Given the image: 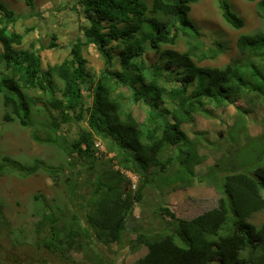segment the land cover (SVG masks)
I'll return each instance as SVG.
<instances>
[{
	"label": "trees",
	"instance_id": "1",
	"mask_svg": "<svg viewBox=\"0 0 264 264\" xmlns=\"http://www.w3.org/2000/svg\"><path fill=\"white\" fill-rule=\"evenodd\" d=\"M198 1L76 0L70 11L77 37L68 46V57L46 67L38 51L18 48L23 37L14 29L17 18L0 1L2 118L30 129L33 141L57 147L67 157L68 170L40 159L26 166L4 157L0 164V175L27 177L42 170L58 189L63 187L66 202L61 204L60 198L34 195L42 201L35 224L39 248L50 254L85 253L80 240L86 239L96 254L99 245L118 247L133 232L131 249L146 252L132 264H264V224L249 221L264 210V165L255 166L252 175L226 174L216 183V205L195 217H177L160 197L156 210L158 216L169 215L168 228L128 226L144 189L156 188L160 195L171 186L193 185L196 167L204 160L199 153L203 144L194 140L203 132L190 138L186 129L195 114L224 124L228 106L234 108L233 119L264 108V31L237 37L238 58L223 66L203 65L226 47L200 40L189 19ZM26 2L32 5V0ZM255 7L264 19V0ZM218 8L231 28L244 26L226 0H218ZM46 46L57 45L50 41ZM91 50L103 61L99 73L88 67ZM239 99L244 106L237 104ZM137 105L146 109L140 122ZM233 119H228L231 127ZM250 121L264 133L263 115ZM95 140L112 156L97 157ZM122 171L137 177L134 190ZM82 172L87 190L79 191ZM96 259L112 264L101 254Z\"/></svg>",
	"mask_w": 264,
	"mask_h": 264
},
{
	"label": "rangeland",
	"instance_id": "2",
	"mask_svg": "<svg viewBox=\"0 0 264 264\" xmlns=\"http://www.w3.org/2000/svg\"><path fill=\"white\" fill-rule=\"evenodd\" d=\"M0 1L12 10L17 18L14 29L23 37L18 48L38 51L42 67L60 63L68 57V46L77 37V22L70 11V6L76 0H32L30 6L26 0ZM150 1L143 0L147 4ZM226 1L231 10L243 19L242 28L235 30L223 20L218 0H199L191 7L189 19L199 30L200 40L206 46L221 42L226 47L224 53L214 60L204 61L203 65L223 66L231 59L238 58V49L235 45L237 37L241 34L264 31V19L257 15L255 7L259 0ZM37 17H42L44 23L38 24ZM50 41L57 46L47 48L46 45ZM88 67L95 73H99L104 67L100 55L92 50L88 56ZM243 101L244 99H239L237 104L244 106ZM247 108L252 109L254 106L248 104ZM225 111L224 124L207 121L203 113L198 112L191 127L185 126L190 138H193L195 132H203L194 139L203 144L199 153L204 160L196 167L193 185L185 188L171 186L160 195L156 188L144 189V199L135 205L134 217L128 222L130 228L137 226L141 229L159 231L170 226L166 225V222L171 223L169 215L158 216L156 209L160 197L163 205L177 217L186 219L195 217L216 205L219 197L216 183L220 184L226 174L237 171L252 175L255 166L264 165V133L261 126L250 121L254 117L258 120L259 115L264 116V108H254L252 115L244 117L245 119H233L235 115L233 106L226 107ZM134 112L139 122L144 120L146 116L144 106H134ZM3 113L0 94V164L4 157L26 166L33 165L35 160L40 159L47 165L63 164L68 170L67 157L62 150L33 141L29 135L30 129L21 127L17 122H5L2 118ZM230 118L236 121L234 127H231L233 121H228ZM245 129L247 132L244 133ZM212 132L214 134L210 135ZM217 136L221 140L216 139ZM126 174L131 175V180L128 178L130 183L136 179L133 174L128 172ZM80 175L79 191L87 190L83 181L85 172ZM60 189L63 187L58 189L55 182L42 170L27 177L12 173L0 175V210L4 217V220L0 221V264H99L96 259V255L99 254L112 264H132L145 253L144 248L137 251L131 249L129 241L135 239L133 232H128L118 247L99 245L97 247L99 253L96 254L86 246L88 245L86 239L80 240L82 245L86 244L82 249L85 253L79 250L65 252L64 255L50 254L47 250L39 248L36 243L35 224L38 221L37 209L41 207L42 201L34 198V195L40 193L49 199L60 198L61 204L62 201H66L65 198H61L63 193ZM78 200L76 198V202ZM249 221L257 226L264 224V210L253 214ZM43 234L42 232L41 235Z\"/></svg>",
	"mask_w": 264,
	"mask_h": 264
},
{
	"label": "clouds",
	"instance_id": "3",
	"mask_svg": "<svg viewBox=\"0 0 264 264\" xmlns=\"http://www.w3.org/2000/svg\"><path fill=\"white\" fill-rule=\"evenodd\" d=\"M255 1H256V0H255ZM96 142H99L100 145L103 147V151L101 152L100 156H97V157H102V155H103L105 158H108V157H111V156H112L111 153H107V152H106V150H105V148H104V145L101 143L100 140H95V142H94V146H95V143H96ZM98 151H99V149L95 147V153L98 152ZM127 172H128L129 174L131 173V172H129V171H122L123 174H126ZM126 176L130 179V176H131V175L128 176V174H126ZM134 176H135V175H134ZM135 177H136V176H135ZM130 180H131V179H130ZM136 181H137V177H136V179H135L134 181H131V183L133 184V186H136ZM132 184H131V185H132ZM131 240H132V239H131ZM145 252H146V250H145ZM140 257H141V256H140ZM138 258H139V257H138ZM138 258H137V259H138ZM137 259H136V260H137ZM136 260H135V261H136ZM217 264H220V263L217 262Z\"/></svg>",
	"mask_w": 264,
	"mask_h": 264
},
{
	"label": "built area",
	"instance_id": "4",
	"mask_svg": "<svg viewBox=\"0 0 264 264\" xmlns=\"http://www.w3.org/2000/svg\"><path fill=\"white\" fill-rule=\"evenodd\" d=\"M95 147L99 149L98 152L95 153L96 156H100L101 152L103 151V147L100 145L99 142L95 143Z\"/></svg>",
	"mask_w": 264,
	"mask_h": 264
},
{
	"label": "bare ground",
	"instance_id": "5",
	"mask_svg": "<svg viewBox=\"0 0 264 264\" xmlns=\"http://www.w3.org/2000/svg\"><path fill=\"white\" fill-rule=\"evenodd\" d=\"M132 174V173H131ZM130 185H131V183H130ZM132 186V185H131ZM136 186H133L132 188H135ZM137 204V203H136Z\"/></svg>",
	"mask_w": 264,
	"mask_h": 264
}]
</instances>
